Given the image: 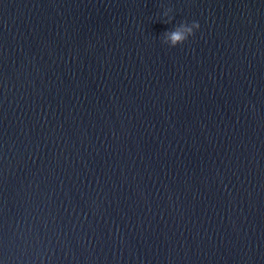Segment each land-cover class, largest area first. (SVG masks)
<instances>
[{
	"label": "water",
	"instance_id": "1",
	"mask_svg": "<svg viewBox=\"0 0 264 264\" xmlns=\"http://www.w3.org/2000/svg\"><path fill=\"white\" fill-rule=\"evenodd\" d=\"M0 264H264V0H0Z\"/></svg>",
	"mask_w": 264,
	"mask_h": 264
},
{
	"label": "clouds",
	"instance_id": "2",
	"mask_svg": "<svg viewBox=\"0 0 264 264\" xmlns=\"http://www.w3.org/2000/svg\"><path fill=\"white\" fill-rule=\"evenodd\" d=\"M200 29V24L193 21L191 24L184 23L176 30L167 33V39L172 47H178L184 44L190 37L195 35V32Z\"/></svg>",
	"mask_w": 264,
	"mask_h": 264
}]
</instances>
